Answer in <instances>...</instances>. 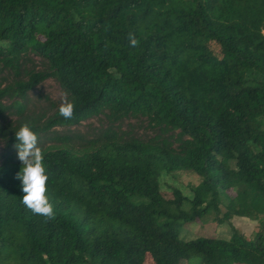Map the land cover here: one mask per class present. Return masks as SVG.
<instances>
[{
	"label": "trees",
	"instance_id": "1",
	"mask_svg": "<svg viewBox=\"0 0 264 264\" xmlns=\"http://www.w3.org/2000/svg\"><path fill=\"white\" fill-rule=\"evenodd\" d=\"M263 29L264 0H0V76H13L0 109L20 99L22 113L48 79L75 99L71 119L57 111L29 123L38 143L69 142L48 135L100 115L177 132L144 142L107 129L82 155L44 152L54 219L21 203V167L2 155L0 264H264ZM250 71L262 76L257 87ZM176 171L200 178L191 199L174 188L162 196L159 175ZM210 213L217 225L255 222L253 236L231 227L227 240L179 238Z\"/></svg>",
	"mask_w": 264,
	"mask_h": 264
},
{
	"label": "rangeland",
	"instance_id": "2",
	"mask_svg": "<svg viewBox=\"0 0 264 264\" xmlns=\"http://www.w3.org/2000/svg\"><path fill=\"white\" fill-rule=\"evenodd\" d=\"M214 50L216 52L218 51L217 48H214ZM33 62V65L29 69L38 71L40 69L38 58H34ZM246 79L247 86L257 87L262 81V76L255 71H250L247 73ZM12 81L13 76L10 73H3L0 76V90L5 89ZM62 91L59 84L53 79L44 81L28 93L25 108L22 113H19L13 106V102H20V99H3L2 105L4 109H0V167L4 166L2 155L6 153L14 155L16 160L12 164L21 167L16 150L10 142L11 134L16 127L24 122L42 125L48 118L54 115L58 111L60 93ZM107 129L116 131L121 139L136 137L144 142H156L163 139L174 142L170 136L175 138L174 135L177 134V132L165 133L163 130L152 126L149 119L142 116H132L120 122H112L107 115H100L75 127H55L48 135L51 139L57 136L71 137L69 142L64 143L58 140H48L44 135H41L38 144L44 152L63 149L77 155H82L92 151L93 148L88 143L96 139L102 131ZM77 138L82 139L78 140ZM176 146L177 144L174 143L175 148ZM158 180L161 194L165 198L171 197V190L174 188L178 189L188 199H191V189L200 182V178L196 174L186 171H176L172 174L162 172ZM228 194L233 197L235 194L234 190L228 191ZM183 207L187 209L188 204L185 203ZM220 208L221 212H223L224 208L222 206ZM214 218V213H210L201 221L184 224L181 226L179 238L188 241L199 237L215 236L219 239L227 240L231 235V227L238 229L245 237L251 238L255 231L256 223L246 218H233L230 224L223 223L220 225L214 223ZM150 263L151 259L147 256L145 264ZM181 264H184V262H181Z\"/></svg>",
	"mask_w": 264,
	"mask_h": 264
},
{
	"label": "clouds",
	"instance_id": "3",
	"mask_svg": "<svg viewBox=\"0 0 264 264\" xmlns=\"http://www.w3.org/2000/svg\"><path fill=\"white\" fill-rule=\"evenodd\" d=\"M128 40L131 47L138 45L134 33H128ZM74 112L75 99L70 98L67 91H62L58 106L59 115L64 119H71ZM15 140L13 147L21 163L16 179L21 182L24 193L21 203L34 214L54 219V206L46 195L49 176L44 165V151L38 144V136L32 130V126L24 122L15 132Z\"/></svg>",
	"mask_w": 264,
	"mask_h": 264
}]
</instances>
